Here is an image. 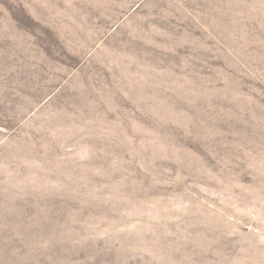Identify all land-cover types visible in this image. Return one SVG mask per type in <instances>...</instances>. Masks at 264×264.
Masks as SVG:
<instances>
[{"label": "rangeland", "instance_id": "rangeland-1", "mask_svg": "<svg viewBox=\"0 0 264 264\" xmlns=\"http://www.w3.org/2000/svg\"><path fill=\"white\" fill-rule=\"evenodd\" d=\"M0 264H264V0H0Z\"/></svg>", "mask_w": 264, "mask_h": 264}]
</instances>
